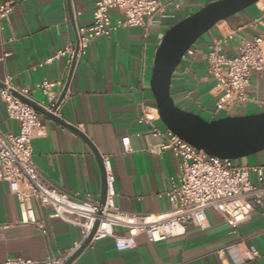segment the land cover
<instances>
[{
	"label": "crops",
	"instance_id": "obj_1",
	"mask_svg": "<svg viewBox=\"0 0 264 264\" xmlns=\"http://www.w3.org/2000/svg\"><path fill=\"white\" fill-rule=\"evenodd\" d=\"M9 1L13 10L0 27V88L7 76L18 89L44 80L60 81L59 97L69 82L55 116L61 123L39 114L43 134L32 140L33 161L44 182L99 203L101 161L106 157L119 211L146 216L166 213L170 207L165 192L178 176L180 159L170 150L161 151L162 140L150 130V123L166 128L150 89L154 55L170 27L216 0H162L168 6L156 23L146 29L118 28L109 37L95 39L71 75L67 57L42 63L66 47H76L77 28L91 25L95 0ZM110 14L113 25L123 19L120 11ZM260 17L264 18V0L220 21L191 47L193 54L182 59L170 85L179 108L208 121L264 112L263 71L252 74L246 104L213 116L218 95L206 69V52L213 39L235 32L223 46L224 52L234 55L240 39L250 41L262 31L261 26H250ZM42 98L40 92L35 93L36 101ZM142 115L148 122H140ZM0 133H18V123L8 119L1 99ZM236 164L264 167V151L236 160ZM32 206L36 218L47 226L46 235L35 226L19 224L17 199L8 184L0 181V263L13 257L34 261L63 257L80 239L78 227L48 218L50 211L35 201ZM206 218L205 229L189 224L185 236L156 243L139 235L136 246L125 251H118L111 238L96 241L70 264H264V200L235 228L215 210H208ZM248 249L258 253L255 261L245 259Z\"/></svg>",
	"mask_w": 264,
	"mask_h": 264
},
{
	"label": "built area",
	"instance_id": "obj_2",
	"mask_svg": "<svg viewBox=\"0 0 264 264\" xmlns=\"http://www.w3.org/2000/svg\"><path fill=\"white\" fill-rule=\"evenodd\" d=\"M13 6L9 0H0V27L1 21L11 14ZM167 6L168 3L162 0H95L91 25L77 28L76 47H66L42 64L67 57L70 70L72 62L74 67L78 65L95 39L109 37L118 28L146 29L157 22L156 18L166 12ZM111 10L123 14V19L114 25ZM250 26H261L262 31L250 41L240 39L236 54L229 55L223 50L224 44L234 38L235 32L213 39L207 48L206 69L215 82L214 89L218 95L213 116L246 104L249 101L247 89L252 74L264 71V18L254 19ZM192 54L190 48L182 59ZM62 87L60 81L44 80L34 87L18 89L11 85V77L7 76L2 81L0 99L5 105L8 119L18 123V133H0V181L8 184L17 199L20 225L35 226L43 235L47 234L46 224L36 218L32 206V201H35L50 211L48 218H57L78 227L80 239L73 243L63 257H49L43 261L13 257L0 264H65L88 238L95 223H98L97 229L88 246L111 238L118 251H125L136 246L139 235H144L148 242L156 243L185 236L189 224L205 229L208 210L217 211L231 228H235L250 218L256 206H262L263 166H240L234 160L210 156L186 143L169 129L161 130L151 123L152 135L162 140L159 149L170 150L180 159L178 176L165 192L170 207L166 213L146 216L119 211L114 200L111 164L106 157L102 159L106 176L104 205L48 186L33 161L32 140L43 134L39 113L24 100L56 116L60 106L56 107L57 90ZM36 92L43 96L39 101L34 99ZM144 121L148 122L142 115L140 122ZM123 145L128 151L127 138L123 139ZM244 256L249 262L259 257L254 249H248Z\"/></svg>",
	"mask_w": 264,
	"mask_h": 264
},
{
	"label": "water",
	"instance_id": "obj_3",
	"mask_svg": "<svg viewBox=\"0 0 264 264\" xmlns=\"http://www.w3.org/2000/svg\"><path fill=\"white\" fill-rule=\"evenodd\" d=\"M259 0H216L170 27L163 35L155 51L151 70L150 89L162 124L180 139L203 150L206 154L227 160H239L264 151V112L242 116H226L216 120H205L200 115L179 108L170 94L173 73L182 58L203 35L217 23L254 6ZM72 62L70 75L72 74ZM69 82L58 97L56 107L63 101ZM39 114L61 123L54 115L32 102L24 100ZM63 124V123H62ZM67 126L73 130L72 127ZM86 142L88 140L86 139ZM91 149L96 154L94 148ZM97 155V154H96ZM101 164L103 162L101 161ZM106 199V176L102 166V189L99 200ZM98 223H95L82 246L65 262L70 264L91 241Z\"/></svg>",
	"mask_w": 264,
	"mask_h": 264
}]
</instances>
